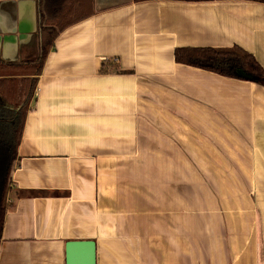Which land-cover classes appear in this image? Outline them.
<instances>
[{"label":"crops","instance_id":"crops-1","mask_svg":"<svg viewBox=\"0 0 264 264\" xmlns=\"http://www.w3.org/2000/svg\"><path fill=\"white\" fill-rule=\"evenodd\" d=\"M82 1L48 2L73 23L36 74V0H0V72L35 80L0 264H66L71 240L95 264H264V84L174 58L239 46L264 69V2Z\"/></svg>","mask_w":264,"mask_h":264},{"label":"trees","instance_id":"trees-1","mask_svg":"<svg viewBox=\"0 0 264 264\" xmlns=\"http://www.w3.org/2000/svg\"><path fill=\"white\" fill-rule=\"evenodd\" d=\"M51 1L36 0L39 44L38 54L35 60L31 61L36 74L39 73L43 59L59 30L73 23L63 21L69 15L68 8L52 6L48 3ZM254 1L264 2V0ZM174 58L179 63L202 68L225 77L264 84V69L252 54L239 46L176 48ZM116 60L113 59V61ZM19 65L22 66L23 63H18ZM28 82L27 92L20 94L18 100L10 103L5 100L0 101V235L7 208L6 195L9 189L10 169L16 158L24 117L35 89V80L30 79Z\"/></svg>","mask_w":264,"mask_h":264},{"label":"rangeland","instance_id":"rangeland-1","mask_svg":"<svg viewBox=\"0 0 264 264\" xmlns=\"http://www.w3.org/2000/svg\"><path fill=\"white\" fill-rule=\"evenodd\" d=\"M25 65H22L24 68ZM8 72H0V96L2 100L8 99V103L18 100L20 94L25 93L28 89L29 80L22 77L33 74L32 70H7ZM25 71V72H23ZM10 184V182H9ZM10 187V185L8 186Z\"/></svg>","mask_w":264,"mask_h":264},{"label":"water","instance_id":"water-1","mask_svg":"<svg viewBox=\"0 0 264 264\" xmlns=\"http://www.w3.org/2000/svg\"><path fill=\"white\" fill-rule=\"evenodd\" d=\"M66 264H95V243L92 240H71L65 245Z\"/></svg>","mask_w":264,"mask_h":264}]
</instances>
